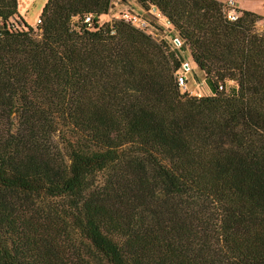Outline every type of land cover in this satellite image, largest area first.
<instances>
[{
    "label": "trees",
    "instance_id": "16d2710c",
    "mask_svg": "<svg viewBox=\"0 0 264 264\" xmlns=\"http://www.w3.org/2000/svg\"><path fill=\"white\" fill-rule=\"evenodd\" d=\"M137 1L210 95L111 0H0V264H264V0Z\"/></svg>",
    "mask_w": 264,
    "mask_h": 264
},
{
    "label": "rangeland",
    "instance_id": "374dc122",
    "mask_svg": "<svg viewBox=\"0 0 264 264\" xmlns=\"http://www.w3.org/2000/svg\"><path fill=\"white\" fill-rule=\"evenodd\" d=\"M228 0L223 1V4L225 5ZM241 2V5L251 9V12H254L260 16H263V8L261 6V3L259 0H237ZM18 4V12L20 16L23 18L26 24L29 26L34 27V23L36 19L40 16V13L42 11V8L44 6L43 0H17ZM120 4H115L113 6V11L109 12L106 17L101 18V22H108L112 19H118L119 11L121 6ZM117 6V7H116ZM115 8V9H114ZM132 9H135V7H131ZM136 10V9H135ZM136 13V11L134 12ZM137 14V13H136ZM163 22L162 20H160ZM163 24V23H161ZM151 28L153 27L154 30L152 31V34L154 37L153 39L157 41H166V43L171 48H176L173 45V38L174 35L170 31V27L166 26L165 24L160 27L159 25H155V23L150 24ZM162 28V29H161ZM255 28L258 32L262 31L263 28V21H259L256 23ZM182 47H177L178 49V56L182 60V68L181 72L183 73L185 80H186V89H181V92H187L192 96H207L210 95V86L207 84V82L204 79L203 73L197 69L193 63L191 62V59L189 57V53L186 49H181ZM185 65L188 66V68H185ZM179 71V72H180ZM226 91L228 93L234 94L235 87L232 85L231 82H228Z\"/></svg>",
    "mask_w": 264,
    "mask_h": 264
},
{
    "label": "built area",
    "instance_id": "2783aa9c",
    "mask_svg": "<svg viewBox=\"0 0 264 264\" xmlns=\"http://www.w3.org/2000/svg\"><path fill=\"white\" fill-rule=\"evenodd\" d=\"M121 0H111V7L109 9V12H111V9L112 7L115 5V4H118L120 3ZM224 14H225V17L229 20V21H235L236 18H237V13L235 12V9H234V2L232 0H228L226 2V4L224 5ZM149 13L151 14V16H153V18L157 21H164L165 22V25L166 26H170L169 22L161 15V13L154 7H151L150 8V11ZM118 19L119 20H122L124 21L125 23H128L130 24L132 27L146 33V34H149L151 35V32L149 30V25L148 23L140 16V15H137L136 13H133L131 11H128V10H122L120 13H119V16H118ZM41 20L40 18L38 17V19L36 20V25L40 24ZM84 22L85 23H89L90 22V18L89 17H86L84 19ZM175 39L177 38H174L173 39V44H174V47H179L180 46V42L178 40V44L175 43ZM187 66V65H185ZM186 69L188 68L185 67ZM181 70V69H180ZM179 70V71H180ZM177 71L175 73V78H176V82H177V85L180 89H186V80H185V77L183 75V73L180 71Z\"/></svg>",
    "mask_w": 264,
    "mask_h": 264
},
{
    "label": "crops",
    "instance_id": "0c3cea01",
    "mask_svg": "<svg viewBox=\"0 0 264 264\" xmlns=\"http://www.w3.org/2000/svg\"><path fill=\"white\" fill-rule=\"evenodd\" d=\"M46 1L47 0H43L44 3ZM217 1L223 3V1H225V0H217ZM232 1L234 2V9L235 10L251 11V9L242 6L240 1H237V0H232ZM244 1H246V0H244ZM259 2L261 3V6L263 8V0H259ZM119 4H120L119 6H121V8H122V9H120L119 12H121L122 10H128V11H131V12L134 13L136 11L137 15H140L148 23L149 30L151 32V36L152 37H154L153 34H152V31L154 30V28L153 27L151 28L150 24L154 22L155 25H157V26L159 25L160 27H162V25L165 24L164 21L163 22L157 21V20H155L153 18V16H151V14L149 13L150 8H151L150 6L142 5L137 0H125V1L124 0H121V2ZM131 7H135L136 10L135 9H132ZM111 11H113V9H111ZM161 23H163V24H161ZM35 26H36V21L34 23V27ZM170 31H171V33H173L171 27H170Z\"/></svg>",
    "mask_w": 264,
    "mask_h": 264
},
{
    "label": "water",
    "instance_id": "95a60500",
    "mask_svg": "<svg viewBox=\"0 0 264 264\" xmlns=\"http://www.w3.org/2000/svg\"><path fill=\"white\" fill-rule=\"evenodd\" d=\"M174 41H175V43H176V44H178V43H179L177 39H175ZM185 67H187V66H185Z\"/></svg>",
    "mask_w": 264,
    "mask_h": 264
}]
</instances>
